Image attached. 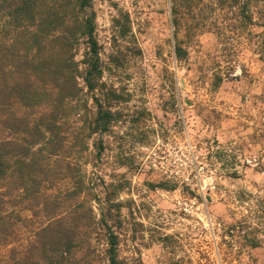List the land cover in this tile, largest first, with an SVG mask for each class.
Segmentation results:
<instances>
[{
    "label": "rangeland",
    "instance_id": "1",
    "mask_svg": "<svg viewBox=\"0 0 264 264\" xmlns=\"http://www.w3.org/2000/svg\"><path fill=\"white\" fill-rule=\"evenodd\" d=\"M209 1L174 35L170 0H92L101 80L126 100L85 169L116 190L125 264H264V0H239L258 26Z\"/></svg>",
    "mask_w": 264,
    "mask_h": 264
},
{
    "label": "trees",
    "instance_id": "2",
    "mask_svg": "<svg viewBox=\"0 0 264 264\" xmlns=\"http://www.w3.org/2000/svg\"><path fill=\"white\" fill-rule=\"evenodd\" d=\"M170 2L174 35L185 15L186 30L206 24L203 0ZM212 5L259 25L248 2ZM95 17L92 0H0V264H125L116 190L85 169L90 141L102 154L126 100L101 80Z\"/></svg>",
    "mask_w": 264,
    "mask_h": 264
}]
</instances>
